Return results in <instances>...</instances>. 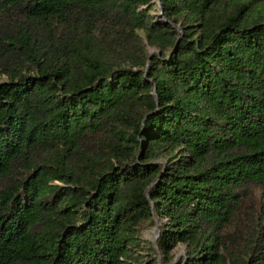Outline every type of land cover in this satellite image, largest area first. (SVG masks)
I'll return each mask as SVG.
<instances>
[{
    "label": "trees",
    "instance_id": "obj_1",
    "mask_svg": "<svg viewBox=\"0 0 264 264\" xmlns=\"http://www.w3.org/2000/svg\"><path fill=\"white\" fill-rule=\"evenodd\" d=\"M155 7L0 0V264H264V0Z\"/></svg>",
    "mask_w": 264,
    "mask_h": 264
},
{
    "label": "rangeland",
    "instance_id": "obj_2",
    "mask_svg": "<svg viewBox=\"0 0 264 264\" xmlns=\"http://www.w3.org/2000/svg\"><path fill=\"white\" fill-rule=\"evenodd\" d=\"M160 13H161V11L158 9V7H155L154 11L152 12V16L156 15V16L160 17L161 21L165 24V21H164L165 19L163 17L159 16ZM174 27L177 29V31L179 33L181 32L180 27L178 25H175ZM153 54H157L159 56L160 52H158L156 49L151 48L150 49V55H153ZM155 228H156V225L152 229L146 230L142 234V238L152 242V240L154 239ZM152 246H153V244H152ZM185 255H186V253H185V247L184 246H178V248H176L173 251V258H174V261H176V262L179 259H181L182 257H185Z\"/></svg>",
    "mask_w": 264,
    "mask_h": 264
},
{
    "label": "water",
    "instance_id": "obj_3",
    "mask_svg": "<svg viewBox=\"0 0 264 264\" xmlns=\"http://www.w3.org/2000/svg\"><path fill=\"white\" fill-rule=\"evenodd\" d=\"M157 6H158V9L161 11L160 15L161 17H163V14H162V10H161V7H160V0H157ZM179 38H180V33H179ZM158 225L159 223L156 222V228H155V233H154V239L152 240V244H153V247H155V241L157 240L158 238V234H159V230H158ZM160 260V255L158 256V261ZM176 261L173 262V264H175Z\"/></svg>",
    "mask_w": 264,
    "mask_h": 264
}]
</instances>
